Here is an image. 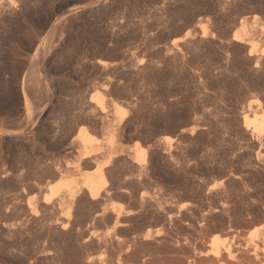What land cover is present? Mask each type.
I'll use <instances>...</instances> for the list:
<instances>
[{
	"label": "rangeland",
	"instance_id": "1",
	"mask_svg": "<svg viewBox=\"0 0 264 264\" xmlns=\"http://www.w3.org/2000/svg\"><path fill=\"white\" fill-rule=\"evenodd\" d=\"M0 10V264H227L207 258L214 240L264 251V0ZM81 126L95 162H77ZM99 167L108 192L79 190L65 225L50 188Z\"/></svg>",
	"mask_w": 264,
	"mask_h": 264
},
{
	"label": "bare ground",
	"instance_id": "2",
	"mask_svg": "<svg viewBox=\"0 0 264 264\" xmlns=\"http://www.w3.org/2000/svg\"><path fill=\"white\" fill-rule=\"evenodd\" d=\"M9 5H13V3L12 4H9ZM11 6H10V8H11ZM14 6V5H13ZM12 8H14V7H12ZM1 11V10H0ZM15 12V11H14ZM261 26V30H262V32L264 33V24L262 23V24H260ZM233 37L236 39V40H238V41H245L246 40V38H245V36H244V34H242L241 32H239V29H237V30H235V32H234V34H233ZM250 51V53H253L254 51L252 50V49H250L249 50ZM100 62H102V63H106L105 61H102V60H100ZM24 100H25V104L27 105L29 102H28V99H27V97H26V94H25V92H24ZM253 103H257V104H259L260 105V101L258 100V99H254V100H252L251 102H250V105L251 104H253ZM114 106H115V109H116V111H118V112H120V111H123L122 109H124L121 105H119V104H117V103H115L114 104ZM259 108V107H258ZM79 128V130L77 131L78 132V134H77V138H78V141H79V143L81 144V148H82V152L80 151V153L81 154H79V158H78V160H77V162H78V164H79V161H81L82 159L84 160V158H88V157H90L89 159L90 160H93L92 162H95V161H97L98 160V157L99 156H97L98 155V148H96L95 146H94V138H93V135L89 132V130H88V128L87 127H85V126H81V127H78ZM254 131L256 132V133H258V134H262V133H264V123H258V124H256L255 125V129H254ZM72 140H74V138L72 139ZM75 142L76 143H78L77 141H76V137H75ZM92 158V159H91ZM84 162V161H83ZM86 163V162H85ZM75 164H76V162H75ZM73 166H75V165H73ZM80 166L81 165H76V167L75 168H70L69 166H67V168H66V170H64V171H61V172H57L56 173V176H55V178H53V179H56V178H61V180H64V178L66 177V176H68V177H71L72 176V173H74V172H80L81 171V168H80ZM108 186H109V184H108V182H107V180H106V173L103 171V169L101 168V167H99L98 169H97V171H96V173H94V174H90V175H85L84 176V178H83V181H82V183L81 184H78V183H75V181H70V180H65V181H62V182H60L59 184H56V185H54V186H52L51 188H50V195L48 196V197H46V202H50L52 199L54 200V199H56V201H59L60 203H61V205L60 206H62V210H63V212H64V214H63V217H62V222L65 224V225H67L68 223H69V218H70V215H71V205H73V204H71L72 203V201H73V199L74 198H76L75 196L77 195V192L79 191V190H81V189H85L87 192H88V196L90 195V197L92 198V199H94V200H96V198H97V200H98V197H100L103 193H107L108 192ZM111 189V188H110ZM109 189V190H110ZM86 193V192H85ZM81 194V193H80ZM86 195V194H85ZM86 195V196H87ZM104 196V195H103ZM103 196H102V199H103ZM107 196V195H106ZM105 196V197H106ZM108 196H110V195H108ZM104 197V198H105ZM88 198V197H87ZM91 198H88V199H91ZM107 199V198H106ZM75 201V200H74ZM57 203V202H56ZM54 204V203H53ZM36 205L37 204H34V203H31L30 204V208H31V211L32 212H37L38 210H37V208H36ZM73 207V206H72ZM39 209V208H38ZM106 209V208H105ZM114 211V210H113ZM115 213H117L116 214V217H115V215H113L115 218H116V223H118L120 220H119V214H120V212H117L116 210H115ZM176 223V222H175ZM177 224H179V223H177ZM179 227V226H178ZM177 226H176V228H178ZM172 228H175V225H174V227H172ZM175 228V229H176ZM170 229H171V227H170ZM180 229V228H179ZM178 229V230H179ZM130 230V229H129ZM172 231H174V229L172 230ZM171 231H169V233H170ZM179 232H181V231H178V233ZM171 233H173V232H171ZM175 233L177 234V232H176V230H175ZM175 233H174V236H175ZM134 235H135V233H134ZM133 235V236H134ZM136 235H137V233H136ZM142 235V234H141ZM145 234H143L142 236L143 237H145L144 236ZM150 235V234H149ZM148 235V236H149ZM169 235V234H168ZM138 236V235H137ZM177 236V235H176ZM136 237V236H135ZM121 238V237H120ZM119 238V239H120ZM148 237L146 236V239H147ZM149 238H150V236H149ZM173 238V237H172ZM126 239V238H125ZM137 239V238H136ZM140 239V238H139ZM141 239H142V237H141ZM145 239V238H144ZM143 239V240H144ZM123 240V239H122ZM150 240H151V238H150ZM168 240H169V238H168ZM171 240V239H170ZM169 240V241H170ZM138 241V240H137ZM141 241V240H140ZM152 241V240H151ZM168 241V242H169ZM113 242H114V240H113ZM115 242H118V241H115ZM120 242V241H119ZM114 243V244H119V246H120V243ZM125 242H127V241H125ZM125 242L123 243L124 245H125ZM129 243H130V241H128ZM136 242V241H135ZM143 242H145V241H143ZM142 242V243H143ZM159 242V241H158ZM167 242V243H168ZM170 242H172V241H170ZM133 243V242H132ZM156 243H157V240H156ZM161 243H162V241H161ZM122 244V245H123ZM128 244V243H127ZM151 244V243H150ZM148 245L149 247L151 246V245ZM158 244V243H157ZM177 244V243H176ZM121 245V246H122ZM159 245V244H158ZM165 245H166V243H165ZM175 245V244H174ZM120 246V247H121ZM126 246V245H125ZM129 246H131V245H128V248H129ZM139 246H141V243H140V245ZM138 246V247H139ZM144 246V245H143ZM147 246V245H146ZM160 246V245H159ZM163 246V245H162ZM162 246H161V248H162ZM117 247V246H116ZM119 247V248H120ZM142 247V246H141ZM140 247V248H141ZM152 247V246H151ZM150 247V248H151ZM157 247V246H156ZM155 247V248H156ZM166 247V246H165ZM170 247V246H169ZM176 247V246H175ZM132 248H133V246H132ZM159 248V247H158ZM172 248H173V246H172ZM178 248V247H177ZM180 248V247H179ZM178 248V249H179ZM123 249H124V246H123ZM136 248H134V250H135ZM138 249V248H137ZM143 249V248H142ZM142 249H141V251H142ZM145 249V248H144ZM147 249H148V247H147ZM162 249H165V248H162ZM170 249V248H169ZM174 249V248H173ZM120 250V249H119ZM128 250V249H127ZM131 251H132V249H130ZM151 250V249H150ZM153 250V249H152ZM151 250V251H152ZM172 250V249H171ZM171 250H169V251H171ZM177 250V249H176ZM121 251V250H120ZM123 251V250H122ZM131 251H129V252H131ZM149 251V250H148ZM173 252H174V250H172ZM125 252H126V250H125ZM175 252H177V251H175ZM175 252H174V254H175ZM132 253H134V252H132ZM138 253H139V250H138ZM138 253H137V255H138ZM142 253V252H141ZM144 253V252H143ZM148 253V252H147ZM156 253V252H155ZM160 253H161V251H160ZM170 253V252H169ZM178 253H180V252H177V255H178ZM130 254V253H129ZM149 254V253H148ZM122 255H125L126 256V254H122ZM131 255V254H130ZM133 255V254H132ZM141 255V254H140ZM144 255V254H143ZM151 255V254H150ZM206 255H207V258L210 260V261H223V262H226L227 264H264V251H261L258 247H250V246H242V245H238V246H234V245H231V246H227V247H225V248H223V247H221V245H220V242L218 241V240H214L213 241V245H212V247H211V249L210 250H208V252L206 253ZM134 256V255H133ZM133 256H131V257H133ZM144 256H146V257H149V256H147V254H145ZM152 256V255H151ZM210 256V257H209ZM124 257V256H123ZM122 257V258H123ZM137 257V256H136ZM136 257L134 256V258L136 259ZM140 257V256H139ZM156 257V256H155ZM159 257V256H158ZM173 257V255L171 256V258ZM121 258V260H123ZM126 258V257H125ZM125 258H124V260L123 261H126L125 260ZM128 258V257H127ZM143 258V257H142ZM141 258V259H142ZM151 258V257H150ZM152 258H153V256H152ZM152 258H151V260H152ZM157 258V257H156ZM162 258H163V255H162ZM165 258V257H164ZM163 258V259H164ZM167 258V257H166ZM170 258V257H169ZM131 259H133V258H131ZM140 259V258H139ZM149 259V258H148ZM148 259H146V260H148ZM155 259V258H154ZM158 259V258H157ZM173 259V258H172ZM175 259V258H174ZM204 259H206V257H204ZM128 260V259H127ZM134 260V259H133ZM143 260V259H142ZM145 260V259H144ZM167 260H168V258H167ZM180 260V259H179ZM207 260V259H206ZM135 261V260H134ZM138 261V260H137ZM141 261V260H140ZM155 261H156V259H155ZM176 261H178L177 259H176ZM181 261V260H180ZM183 261H184V259H183ZM186 262H187V260H185ZM192 261H193V259H192ZM191 261V264L193 263ZM130 262H132L131 260H130ZM150 262V260L148 261V263ZM167 262V261H166ZM174 262V261H173ZM196 262V261H195ZM135 263V262H134ZM138 263L140 264V262L138 261ZM147 263V262H146ZM147 263V264H148ZM153 263V262H152ZM155 264H157L158 262H154ZM159 263H161V262H159ZM158 263V264H159ZM171 264V261L169 262V260H168V264ZM178 263H181V262H177V264ZM131 264H133V263H131ZM137 264V263H136ZM144 264V263H143ZM150 264V263H149ZM162 264H164V263H162ZM167 264V263H166ZM175 264V263H174ZM182 264H183V262H182ZM187 264V263H186ZM189 264H190V262H189Z\"/></svg>",
	"mask_w": 264,
	"mask_h": 264
},
{
	"label": "water",
	"instance_id": "3",
	"mask_svg": "<svg viewBox=\"0 0 264 264\" xmlns=\"http://www.w3.org/2000/svg\"><path fill=\"white\" fill-rule=\"evenodd\" d=\"M6 129H14V126H7Z\"/></svg>",
	"mask_w": 264,
	"mask_h": 264
}]
</instances>
